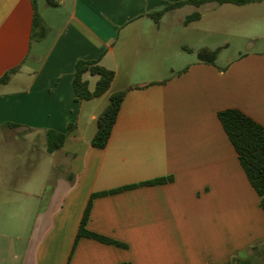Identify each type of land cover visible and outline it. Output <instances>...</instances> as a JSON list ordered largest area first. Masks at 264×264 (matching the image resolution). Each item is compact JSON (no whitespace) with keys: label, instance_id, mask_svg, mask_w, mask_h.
I'll return each instance as SVG.
<instances>
[{"label":"crops","instance_id":"obj_1","mask_svg":"<svg viewBox=\"0 0 264 264\" xmlns=\"http://www.w3.org/2000/svg\"><path fill=\"white\" fill-rule=\"evenodd\" d=\"M176 1L60 0L38 10L50 34L36 40L37 0H0V79L18 69L0 83V130L43 137L50 159L21 264H264L261 197L218 117L239 109L264 126V47L214 65L198 58L227 45L210 38L227 34L228 16L264 40V1L151 18ZM79 61L115 72L104 95L77 101ZM85 78L93 91L99 77ZM126 90L106 148L94 147L99 116ZM49 131L66 135L53 153ZM91 200L86 229L117 245L79 237Z\"/></svg>","mask_w":264,"mask_h":264},{"label":"rangeland","instance_id":"obj_2","mask_svg":"<svg viewBox=\"0 0 264 264\" xmlns=\"http://www.w3.org/2000/svg\"><path fill=\"white\" fill-rule=\"evenodd\" d=\"M52 1L59 3L60 0ZM37 6L45 16L53 11L47 0H37ZM224 19L227 34L210 38L221 44L227 42L219 49V63L264 47V40L252 39V28L240 25L234 15ZM195 39L197 41L198 37L191 36L186 42H195ZM43 141V137L36 138L34 134L0 130V264H21L18 258L27 250L35 218L47 204L48 193H41V190L50 179V159L44 153ZM59 172L57 170L55 174L59 175ZM36 192L39 198L32 195Z\"/></svg>","mask_w":264,"mask_h":264},{"label":"trees","instance_id":"obj_3","mask_svg":"<svg viewBox=\"0 0 264 264\" xmlns=\"http://www.w3.org/2000/svg\"><path fill=\"white\" fill-rule=\"evenodd\" d=\"M264 0H177L175 3H165L164 7L156 12L150 14L151 18L158 23L165 12L174 10L185 5L202 6L207 3L232 4L237 6H244L251 3L263 2ZM51 6H56L57 3L52 0H48ZM34 3V2H33ZM35 13L33 20V38L41 40L45 38L49 32L48 27L44 23L37 5L34 3ZM200 18L199 13H194L189 16L185 23L188 24L191 21ZM220 50L201 49L198 52V58L205 63L215 64ZM18 69H13L6 73L1 79L0 83L6 84L10 80L11 76L17 72ZM86 74L92 76H98L99 80L95 85L93 91L90 90V83L85 78ZM115 78V72L99 66L94 61H79L76 66L75 77L73 80V86L76 94L77 101H89L104 95L111 87ZM144 86H135L131 89H141ZM121 91L114 93L110 97V103L107 108L102 112L97 122V133L92 140V145L99 149H105L109 139L111 137L112 130L117 121L123 100L127 91ZM219 120L238 155L239 161L256 192L261 197V206L264 209V126L257 123L247 114L239 109H227L221 111L218 114ZM15 126V125H13ZM73 127L70 126V129ZM66 139V135L59 134L55 131H49L47 133L48 152L53 153L63 147ZM168 180V178L157 179L155 181H149L145 185L161 184ZM111 192H105L95 195H105ZM90 201L85 215L82 219L81 227L79 230V237H89L98 241L108 244H118L103 236L94 234L86 229L89 213L92 206ZM238 264H243L238 262Z\"/></svg>","mask_w":264,"mask_h":264}]
</instances>
